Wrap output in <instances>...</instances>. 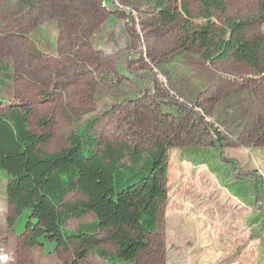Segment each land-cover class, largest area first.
Masks as SVG:
<instances>
[{
  "label": "rangeland",
  "instance_id": "obj_1",
  "mask_svg": "<svg viewBox=\"0 0 264 264\" xmlns=\"http://www.w3.org/2000/svg\"><path fill=\"white\" fill-rule=\"evenodd\" d=\"M225 1L231 17L258 14V0ZM165 4L178 14L188 4L192 27L205 23L200 0ZM157 12V0H0V61L13 75L0 90V113L28 107L32 130L51 135L43 148L52 153L93 119L100 142L168 144V198L136 264H264V230L247 215H264V74L204 61L191 44L180 46L185 18L164 27ZM224 18L214 16L219 25ZM252 32L264 33L258 23ZM6 183L0 171V264H70L74 254L50 241L25 244L27 232L8 221ZM96 220L89 213L65 228ZM106 263L93 252L83 261Z\"/></svg>",
  "mask_w": 264,
  "mask_h": 264
},
{
  "label": "trees",
  "instance_id": "obj_2",
  "mask_svg": "<svg viewBox=\"0 0 264 264\" xmlns=\"http://www.w3.org/2000/svg\"><path fill=\"white\" fill-rule=\"evenodd\" d=\"M165 2L157 0L162 26L177 23L180 16L186 20L180 46L191 44L206 62L234 61L264 74V33L252 32L257 23L264 31V0H258L254 19L229 16L225 0H200L199 16L205 23L196 28L188 4L178 14ZM216 13L225 16L221 25L214 19ZM0 73L1 90L13 75L2 61ZM29 114L20 104L0 113V171L6 175V199L14 213L8 218L11 226L27 232L28 246H44L47 240L50 249L72 252L70 264H83L91 252L106 264H136L149 247L162 202L168 198V144L157 141L148 149L129 142H100L98 120L93 119L69 135L68 147L52 153L43 148L51 135L34 132ZM75 193L80 197L69 199ZM89 213L97 220L74 233L65 228L69 219Z\"/></svg>",
  "mask_w": 264,
  "mask_h": 264
},
{
  "label": "crops",
  "instance_id": "obj_3",
  "mask_svg": "<svg viewBox=\"0 0 264 264\" xmlns=\"http://www.w3.org/2000/svg\"><path fill=\"white\" fill-rule=\"evenodd\" d=\"M253 201L254 200H252L251 202H253ZM262 214H263V212L260 211V210H257V211H255V210H253V211L252 210L247 211V215H250L249 218H251V222L254 224L253 229L255 231L258 230V229H260V230L263 229L264 230V215H262ZM261 226H262V228H261ZM258 245H259L260 248L263 249V252H264V232L262 234V239L259 241V244Z\"/></svg>",
  "mask_w": 264,
  "mask_h": 264
}]
</instances>
